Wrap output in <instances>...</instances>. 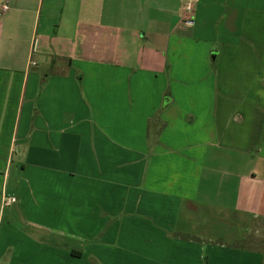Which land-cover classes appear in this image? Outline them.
<instances>
[{
	"label": "crops",
	"instance_id": "obj_1",
	"mask_svg": "<svg viewBox=\"0 0 264 264\" xmlns=\"http://www.w3.org/2000/svg\"><path fill=\"white\" fill-rule=\"evenodd\" d=\"M3 2L0 264H264V0Z\"/></svg>",
	"mask_w": 264,
	"mask_h": 264
},
{
	"label": "built area",
	"instance_id": "obj_2",
	"mask_svg": "<svg viewBox=\"0 0 264 264\" xmlns=\"http://www.w3.org/2000/svg\"><path fill=\"white\" fill-rule=\"evenodd\" d=\"M185 8V13L188 15H191L193 13V3L192 2H187L184 5ZM9 9V5L6 2H3L0 4V15L4 14L5 12H7V10ZM186 21H191L190 18L185 19ZM17 202V198L15 196L12 195H7L5 194L2 197V207H9L11 205H13L14 203Z\"/></svg>",
	"mask_w": 264,
	"mask_h": 264
}]
</instances>
